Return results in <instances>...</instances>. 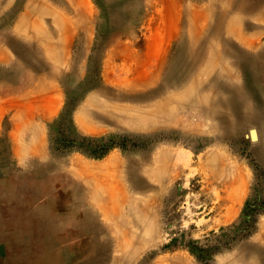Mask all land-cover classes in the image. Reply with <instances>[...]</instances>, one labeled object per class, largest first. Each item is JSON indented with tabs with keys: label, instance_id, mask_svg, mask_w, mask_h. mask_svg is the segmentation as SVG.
Masks as SVG:
<instances>
[{
	"label": "rangeland",
	"instance_id": "374dc122",
	"mask_svg": "<svg viewBox=\"0 0 264 264\" xmlns=\"http://www.w3.org/2000/svg\"><path fill=\"white\" fill-rule=\"evenodd\" d=\"M69 1L0 0V264H264V69L258 83L249 72L264 26L260 48L229 30L245 18L253 38L262 17L239 0ZM169 79L180 86L154 93ZM240 87L251 97L220 108L233 123L197 104L203 88ZM34 197L59 203L58 241H35L16 210ZM25 249L41 256H13Z\"/></svg>",
	"mask_w": 264,
	"mask_h": 264
},
{
	"label": "bare ground",
	"instance_id": "6f19581e",
	"mask_svg": "<svg viewBox=\"0 0 264 264\" xmlns=\"http://www.w3.org/2000/svg\"><path fill=\"white\" fill-rule=\"evenodd\" d=\"M71 1V0H70ZM69 1V2H70ZM76 1V0H75ZM80 1H82V2H84V3H86L87 4V0H80ZM57 2H59V1H57ZM76 2H78V1H76ZM43 3V2H42ZM49 3V2H48ZM61 3V2H60ZM45 4V3H44ZM77 4V3H76ZM80 4H83V3H81V2H79V4L78 5H80ZM73 5H75V4H73ZM88 5V4H87ZM46 6V5H45ZM83 6V5H82ZM82 6H80V7H82ZM237 6L239 7V9H241V11H250V12H253L254 13V15H255V13H259L258 15H255V16H261L262 17V21H263V25H257V23L256 24H253L252 25V28L254 29H252L253 31H256V32H254V35H256V36H253V34H252V36H253V38H249L250 36H247L246 34H245V32H243L242 31V29H241V26L242 25H245L246 24V20H245V18H241V17H239L238 18V21H235L234 23H231L230 24V26H229V30L231 31V32H233V33H236L237 35H238V37L243 41V42H245V43H248V44H250V46L252 47L253 46V48L255 47V48H260L263 44H262V36L261 35H263V34H261V32L260 31H262V26H264V16L262 15V14H260V13H262V11H263V9H264V0H239L238 2H237ZM236 6V7H237ZM48 8V9H47ZM47 8H44L43 10H41L42 12H41V15H45L47 12H50L51 11V9H50V7H47ZM83 8H84V6H83ZM40 9H42V7L40 8ZM39 9V10H40ZM89 9H91V8H89ZM29 11V10H28ZM90 12H91V10H90ZM55 14V16H54V20H55V22L59 19V16H58V14L56 15V12L54 13ZM53 13H52V15H54ZM89 14V13H88ZM87 15V14H86ZM89 16V15H88ZM32 17V16H31ZM27 18V17H26ZM87 18V17H86ZM85 18V19H86ZM233 18H234V16H233ZM232 18V19H233ZM236 19V18H235ZM26 20V19H25ZM34 19H32V21H33ZM38 20V19H37ZM231 20V19H230ZM30 21V20H29ZM90 22V21H89ZM230 22V21H229ZM29 23V22H28ZM75 25V24H74ZM41 25H40V22L39 21H34L33 23H32V25H31V27L32 28H39ZM40 28H42V27H40ZM243 28V27H242ZM222 29V28H221ZM43 30V29H42ZM214 31V30H213ZM217 31V30H216ZM235 34V35H236ZM59 36V35H58ZM238 38V39H239ZM20 43V42H19ZM53 45H54V43H52ZM247 44V45H248ZM19 45V44H18ZM56 45V44H55ZM52 46V47H55L56 48V46ZM62 46V45H61ZM25 47H27V46H25ZM184 48V47H183ZM194 48V47H193ZM28 49H30V48H28ZM264 49V48H263ZM53 50V49H52ZM57 50H59V49H57ZM23 51V50H22ZM61 51V50H60ZM55 52V51H54ZM182 52V51H181ZM237 52V51H236ZM32 53V52H31ZM62 53V52H61ZM181 54H183V53H181ZM58 55H59V53H58ZM223 55V54H222ZM60 56V55H59ZM192 56V55H191ZM184 57V56H183ZM210 57L211 58H216L217 56H216V54L213 52V53H211L210 54ZM195 58L196 59H198L199 57L198 56H195ZM237 58H238V60H239V62H241L242 63V65L243 66H245V64L247 63V61H248V59H247V56L246 55H244L243 53H238L237 54ZM201 60V59H200ZM214 60V59H213ZM178 61H179V59H178ZM214 61H216V59L214 60ZM253 61H255V65H254V67H256V69L254 70V69H250L249 70V72H250V75H251V77L253 76V80H255V82H259V80H260V75H259V73L261 72V70L262 69H264V50L262 51V52H259V53H257L256 55H255V57H254V59H253ZM177 62V61H176ZM183 62V61H182ZM179 64H181V63H179ZM175 65V64H174ZM206 65H207V63H206ZM212 65H214V66H216V63L214 64V62H213V64ZM208 66V65H207ZM257 67H258V70H257ZM180 68V67H179ZM212 68H213V66H212ZM40 69V68H39ZM173 69V68H172ZM208 69V68H207ZM174 70V69H173ZM172 70V71H173ZM212 70V69H211ZM179 71V70H178ZM180 72H181V70H180ZM179 72V73H180ZM203 72V71H202ZM160 73V72H159ZM222 73V72H221ZM49 74V73H48ZM169 74V73H168ZM172 74H173V72H172ZM201 74V73H200ZM211 74V73H210ZM209 74V75H210ZM158 75V74H157ZM206 75V74H205ZM58 76V75H57ZM158 76H160V75H158ZM201 76H203L202 74H201ZM154 77V76H153ZM155 77H156V75H155ZM147 78L148 77H146L145 79L147 80ZM149 79L150 78H148V81H149ZM152 79V78H151ZM150 79V80H151ZM135 81V80H134ZM133 81V82H134ZM137 81V80H136ZM168 82H167V84L165 85V87H164V90L163 89H160V90H158V91H154V93H170L169 92V90L168 89H171L172 87L174 88V87H179L180 86V83H177L178 81H176V82H173L172 81V79H169V80H167ZM133 82H131L132 83V87H133ZM139 82V81H138ZM138 82H135V84L136 83H138ZM144 82V81H143ZM151 82V81H150ZM149 82V83H150ZM155 82V81H154ZM203 82V81H202ZM130 83V82H129ZM129 83H126V84H128V87L130 88V86H129ZM141 83V82H140ZM201 83V82H200ZM125 84V83H124ZM139 84V83H138ZM147 84V83H146ZM140 85V84H139ZM145 85V84H144ZM144 85H143V87H144ZM148 85V84H147ZM147 85H145V86H147ZM194 85V84H193ZM203 85V84H202ZM137 86V85H136ZM141 86H142V84H141ZM211 86V85H210ZM198 87H199V85H198ZM211 87H217V89H229V88H226V87H223V85L222 84H220L219 82H217V83H214L213 84V86H211ZM138 88H140V87H138ZM202 89V88H201ZM205 89V90H204ZM211 89V88H210ZM256 89V88H255ZM255 89H253V90H255ZM232 91H228L229 93H230V98H226V99H224V98H219V99H216V100H214L213 98H211L208 94H206V93H211V91L209 90V89H207V88H203V90L201 91V93H203L201 96H200V99H198V101H197V104L198 103H200V104H198V105H200V106H203L204 108H206V113L207 114H213L214 115V117H215V119H217L218 121H220V122H222V123H224V124H230V123H233V122H235V121H233L232 119H229V118H227L225 115H223L221 112H220V108L221 107H227V108H229V109H231V110H233L234 108H235V104H236V101H235V99H236V97H238L237 95L239 94V96L242 98V100L243 101H245V100H247V98H248V96L250 95V91L249 90H246L245 88H243V87H240V88H234V89H231ZM236 90V91H235ZM171 91V90H170ZM175 91V90H174ZM150 93V92H149ZM264 96V95H263ZM249 97H251V96H249ZM253 97V96H252ZM194 101V100H193ZM181 103V102H180ZM193 103V102H192ZM188 107H190V106H188ZM251 111V110H250ZM236 112V111H235ZM252 112V111H251ZM168 113L171 115V116H174V110H173V108H171V109H168ZM235 115V114H234ZM234 117V116H233ZM250 117V116H249ZM142 118V117H141ZM173 118V117H172ZM231 118V117H230ZM246 118V117H245ZM253 118H255V117H253ZM259 119V118H258ZM141 121H143V118L141 119ZM244 125V124H243ZM150 126L152 127L153 125H151L150 124ZM168 126V125H167ZM166 126V127H167ZM164 129V128H163ZM166 129V128H165ZM164 129V130H165ZM195 129V128H194ZM193 129V130H194ZM226 129V128H225ZM232 129V128H231ZM235 130V129H234ZM237 130H239L240 131V133L242 132V130H241V127H237ZM243 130H244V128H243ZM168 132V131H167ZM166 132V133H167ZM257 132H252L251 133V136H252V139H254V141H256L257 139H259V136H257V134H256ZM225 134L228 136L230 133H229V130H227L226 132H225ZM163 135V134H162ZM250 136V137H251ZM236 137V136H235ZM259 149H260V147H259ZM41 154V153H40ZM216 154V153H215ZM259 154H260V157H261V159H263L264 160V142H263V145H262V147H261V149H260V151H259ZM167 155H161V156H159L158 158H159V163H160V167H158V169H159V171H154V173L156 174V172H164L165 170H167V169H169L168 167H169V164H170V157H171V155H170V153H169V155L168 156H170L169 158H168V156L166 157ZM222 158H223V156H222ZM226 159V158H225ZM224 160V159H223ZM81 161V160H80ZM225 161V160H224ZM78 164L79 163H81V162H77ZM48 164V163H47ZM78 164H74V165H78ZM221 164V163H220ZM81 165V164H80ZM96 165V164H95ZM99 165V164H98ZM222 165L224 166L225 164H223L222 163ZM221 165V166H222ZM103 166H106L105 164L103 165ZM175 166V165H174ZM173 166V167H174ZM94 167V166H93ZM100 167V166H99ZM171 167V166H170ZM98 168V167H97ZM77 169H79V167L77 166ZM96 169V168H95ZM174 171H175V169L174 168H172ZM172 169H171V172H172ZM177 170V169H176ZM36 171V170H35ZM38 171H40V172H43L44 170H42V168H39L36 172H38ZM168 171V170H167ZM74 172V171H73ZM83 172V171H82ZM177 172V171H176ZM168 173V172H167ZM74 174V173H73ZM77 174H78V172H77ZM165 174V173H164ZM166 175V174H165ZM86 177V176H85ZM156 179V178H155ZM87 180H90V179H87ZM158 180V179H157ZM90 182V181H89ZM103 182V181H102ZM94 183V182H93ZM104 183V182H103ZM136 184H137V186H138V188H140V187H142L143 185L141 184V183H139L138 181L136 182ZM102 185H104V184H102ZM92 187V186H91ZM98 187V186H97ZM103 187V186H102ZM105 188V187H104ZM94 189V188H93ZM92 189V190H93ZM103 189V188H102ZM95 190V189H94ZM97 190V189H96ZM98 190H99V188H98ZM97 190V191H98ZM99 192H100V190H99ZM92 193H94V191L92 192ZM92 195V194H91ZM102 195V194H101ZM80 197H81V195H80ZM112 198H113V196H112ZM106 200V199H105ZM125 199H124V197H122V201H124ZM31 202H32V205H27L28 207H29V209H28V211L30 210V211H32V213L33 214H35V216H34V218H33V221H35L37 224H38V226H39V229L37 228V234L39 233V235H40V238H50L49 236L51 235V233H52V225L53 226H56V224L55 223H59V224H61L60 222H62L63 221V218H60L58 215H59V212L57 213H55V214H53V212L52 211H56V210H59V208H60V205H59V203H55L54 201H52V200H49V199H47V198H42L41 200L38 198V197H34L32 200H31ZM103 202H104V200H103ZM110 202V201H109ZM115 202V203H114ZM113 203H114V205H113V209H114V212L115 213H119V207L117 206L118 205V203H117V201H114ZM109 204V203H108ZM121 204V203H120ZM110 205H112V204H110ZM109 206V205H108ZM120 206V205H119ZM104 213V212H103ZM144 215V214H143ZM142 219V218H141ZM54 223V224H53ZM121 223V222H120ZM141 223V224H140ZM139 223V225L140 226H144L145 224H144V222H140ZM62 226H64V222L61 224ZM154 226H155V224H153L152 223V225H147L146 226V229H145V231H143L142 232V234H141V237H143V239H146L147 240V244H150L151 242H152V240H153V238H151V237H154V232H155V228H154ZM156 227H157V225H156ZM129 228V227H128ZM96 230V229H95ZM122 233H123V235H124V237H126V240H127V242H132V238H133V234L131 233V232H129V231H122ZM132 234V235H131ZM153 235V236H152ZM92 238L93 239H96V234H93L92 235ZM149 238V239H148ZM95 245H97V241L95 240V243H94ZM123 246V245H122ZM94 247V246H93ZM91 251H93V252H95L94 254L96 255V257L97 256H99L98 255V251H96V250H94L93 248H91ZM72 253V252H71ZM70 253V254H71ZM81 253H82V251H81ZM83 254V253H82ZM79 255V257H80V254H78ZM99 260V258L97 257L96 258V261H98ZM99 263H102L101 261H99Z\"/></svg>",
	"mask_w": 264,
	"mask_h": 264
},
{
	"label": "crops",
	"instance_id": "0c3cea01",
	"mask_svg": "<svg viewBox=\"0 0 264 264\" xmlns=\"http://www.w3.org/2000/svg\"><path fill=\"white\" fill-rule=\"evenodd\" d=\"M15 152L17 153V146L16 145H15ZM28 209H29V207L26 204L25 205H23V204L18 205V207L16 208V210H19L23 214V217L26 220L30 219L31 221H33V218L30 217L31 216L30 213L27 212ZM25 212H27V213H25ZM33 222H35V221H33ZM55 224H56V226L52 225V233L49 236L50 238H40L39 239L40 235L38 233L37 235L34 234V235L37 236V240H35V241L41 242V244H43L44 242H45V244H47V243H51V242H54V241H58L59 237L64 235L63 234L64 231L62 230L63 228L59 227V223H55ZM46 250L52 251V250H55V249L54 248H49V249H46ZM19 252H21V250ZM24 253L26 254L24 256H22L21 253H15L13 256H15V257H25V258H28V257L38 258L39 255L41 256V254H38V252L34 253L31 249H25ZM57 254H59L58 258H61V261H63V254L64 253L60 250V252H58ZM55 259H57V258H55Z\"/></svg>",
	"mask_w": 264,
	"mask_h": 264
}]
</instances>
